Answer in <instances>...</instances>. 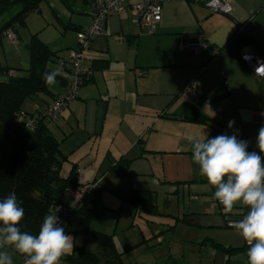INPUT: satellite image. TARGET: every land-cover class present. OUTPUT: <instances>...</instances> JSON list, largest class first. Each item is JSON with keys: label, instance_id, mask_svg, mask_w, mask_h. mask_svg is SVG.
Listing matches in <instances>:
<instances>
[{"label": "crops", "instance_id": "crops-1", "mask_svg": "<svg viewBox=\"0 0 264 264\" xmlns=\"http://www.w3.org/2000/svg\"><path fill=\"white\" fill-rule=\"evenodd\" d=\"M73 1L69 9L61 0H48L32 13L42 15L56 30L76 32L89 25L90 17L87 1ZM133 3L131 0L123 10L110 15L102 34L92 38L84 52L92 68L91 79L49 121H54L61 137L55 138L59 154L71 158L86 142L98 138L100 144L102 137L113 135L115 139L119 135L123 143L115 144V151L121 153L120 158L133 155L130 167L143 166L138 162L150 153L188 152L184 151L190 145L188 137H195V130L201 126L219 134L235 133L238 139L249 142L250 152H259L256 138L264 126V77H255L227 44L243 26L241 32L250 41L239 56L245 51L264 57V0H229L228 13L212 12L197 0H169L163 3L161 21L153 32L132 22ZM29 21V31H41L39 21L36 28ZM20 28L14 31L17 40L12 44L23 61L16 66L0 64V68H11L16 74H23L28 65L27 51L20 46ZM196 36L207 42L198 53L189 46L196 42ZM40 39L49 44L47 38ZM3 44L11 45L5 36ZM195 78L201 91L189 104L207 116V123L180 117L187 103L180 93ZM50 88L54 94L62 91L57 83ZM43 100L42 96L28 99L23 109L35 111L44 105ZM229 121L235 122L232 128ZM104 155L105 161L109 156ZM70 198L66 203L74 205L77 198ZM193 216L197 220V214ZM9 251L14 264H24V255Z\"/></svg>", "mask_w": 264, "mask_h": 264}, {"label": "rangeland", "instance_id": "rangeland-1", "mask_svg": "<svg viewBox=\"0 0 264 264\" xmlns=\"http://www.w3.org/2000/svg\"><path fill=\"white\" fill-rule=\"evenodd\" d=\"M28 20L31 22L30 26L34 28L39 21L42 24L41 31H29ZM19 32L20 46L23 49H26L25 45L32 32L37 33L40 38H47L48 46L54 51L57 50L61 56L68 57L77 47L74 30H63V28L56 30L53 26L47 25L40 14L29 12L25 17V25L21 26ZM65 42H68L67 45ZM9 43L11 45H0V64H8V66L21 64L18 62L23 61V57L17 56L13 51V42L9 41ZM84 52L85 50L82 53L83 57H85ZM48 67L51 70L57 68L62 70L56 62H49ZM53 123L54 121L49 122V131L55 138H61ZM203 132L209 138L220 135L214 129L201 126L195 130V138H200ZM121 140L119 135L115 139L111 135L102 137L100 144L98 138L86 142L72 153L71 158L63 157L60 170V174L66 176L71 166L75 165L78 168L77 183L80 186L96 181L94 184L100 183L104 189L98 205L99 216L88 224V228L113 235L114 245L121 255L120 263L112 264H246L248 262L246 250L231 254L225 251L226 248L242 247L247 243L237 233L235 227L226 226L222 213L223 206L214 199V189L207 185L205 178L200 176L198 165L192 160L190 145L184 150L188 152L150 153L147 159L143 158L138 162L143 166L132 165L123 176L108 171V164L103 160L106 153L109 161L120 159L121 153L115 151L117 150L115 144L123 143ZM127 158L132 159L133 155H128ZM74 190L71 196L78 199L82 194L80 190ZM133 190L152 191L155 196L152 212L135 213L132 204L123 198ZM65 199L71 200L68 193ZM237 206L241 204L235 205L233 209H238ZM194 213L197 214V220L193 216ZM184 215H188L190 220H181ZM61 225L66 227L67 222ZM83 229L81 223L70 219L68 235L73 237L74 244L83 243ZM61 264L68 263L62 258Z\"/></svg>", "mask_w": 264, "mask_h": 264}, {"label": "trees", "instance_id": "trees-1", "mask_svg": "<svg viewBox=\"0 0 264 264\" xmlns=\"http://www.w3.org/2000/svg\"><path fill=\"white\" fill-rule=\"evenodd\" d=\"M47 1L0 0V45L8 30L14 32L17 27L24 26L26 15L39 11L40 5ZM84 1L88 4V0ZM61 2L72 9L73 0ZM5 15L8 17L4 18ZM249 41L247 34L238 32L227 47L239 58L241 48ZM25 47L28 65L23 74L10 72L11 68H0V200L11 192L16 193L18 201L23 202L21 206L25 211V217L19 226L22 231L34 235L38 234L46 213H56L59 218L61 217L63 220L60 226L67 222V226L63 227L66 234L69 233L68 225L71 218L81 223L84 226L82 231L84 241L81 244H74L71 255L63 257L68 264L120 263L121 254L116 250L113 235L88 228V224L99 216L98 205L104 190L100 183L84 191L74 205H68L65 201L66 193L71 196L70 191L80 190L83 186L77 183L78 169L74 165L66 176L60 174L63 157L59 154L57 140L49 131L50 120L47 111L52 103L61 98L66 79L63 75L56 77L57 84L62 86V91L56 94L42 79L45 71H52L48 63H60L64 56L52 50L37 33L30 35ZM77 48L78 43L77 47L72 49ZM64 68L62 66L63 74ZM91 77L92 74L85 78L81 85L88 82ZM36 96L44 97V105L32 112L24 110L25 101ZM180 117L194 123H207L209 120L189 103L185 104ZM106 159L105 157L107 170L123 176L127 174L132 162L131 158L124 156L114 163ZM123 198L132 204L135 213L154 210L155 196L150 190H133ZM237 208L231 212L224 209L223 219L238 216L242 205ZM180 219L188 221L189 218L188 215H184ZM248 247L244 244L242 247L226 248L225 251L231 254L240 250L247 251Z\"/></svg>", "mask_w": 264, "mask_h": 264}, {"label": "clouds", "instance_id": "clouds-1", "mask_svg": "<svg viewBox=\"0 0 264 264\" xmlns=\"http://www.w3.org/2000/svg\"><path fill=\"white\" fill-rule=\"evenodd\" d=\"M60 75L62 70L57 68L45 71L42 79L51 87ZM234 123L229 121L228 127ZM256 140L259 152H249V142L238 139L235 133L209 138L203 132L200 138L188 137L192 160L214 189V199L228 212L237 204L249 209L234 227L249 246V264H264V126L258 129ZM22 203L15 192L0 200V264H14L9 249L24 255V264H61L73 251V237L60 226L56 213L45 214L38 234L22 231Z\"/></svg>", "mask_w": 264, "mask_h": 264}, {"label": "built area", "instance_id": "built-area-1", "mask_svg": "<svg viewBox=\"0 0 264 264\" xmlns=\"http://www.w3.org/2000/svg\"><path fill=\"white\" fill-rule=\"evenodd\" d=\"M131 0H88L89 8V25L76 32L78 48L72 50L71 54L64 56L60 63L64 66V77L66 79L65 90L61 98L56 100L47 111L48 119L53 120L58 113L73 100L81 86L82 81L92 74V68L85 62L82 51L86 49L92 38L103 32L105 22L110 15H113L125 8ZM169 0H134L132 22L149 32H153L155 27L160 23L162 18L163 3ZM200 4L207 7L212 12L228 13L230 11L229 0H197ZM243 31V26L239 27V32ZM5 37L10 42H16V35L12 30L5 33ZM186 43V40L184 41ZM197 53L207 47L204 38L196 36V42L189 43ZM239 59L245 63L257 78L264 77V57L249 52H241ZM200 81L198 78L193 79L181 91L180 97L183 101L190 103L193 98L200 94ZM96 184L85 185L80 189V194L88 188L95 187ZM72 191H70L71 194ZM74 192H76L74 190ZM219 203V202H218ZM248 208L242 205L240 214L233 218H225L226 226L234 227L235 223L242 220L248 212ZM224 208L222 209V212ZM63 219L60 217L59 222ZM246 264H249L247 262Z\"/></svg>", "mask_w": 264, "mask_h": 264}]
</instances>
